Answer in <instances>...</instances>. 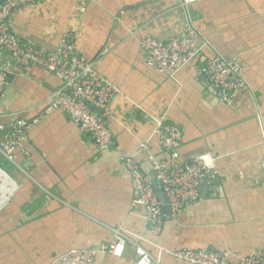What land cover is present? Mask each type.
I'll return each mask as SVG.
<instances>
[{
  "label": "crops",
  "instance_id": "0c3cea01",
  "mask_svg": "<svg viewBox=\"0 0 264 264\" xmlns=\"http://www.w3.org/2000/svg\"><path fill=\"white\" fill-rule=\"evenodd\" d=\"M40 0L15 8L10 31L21 40L53 51L62 34L75 36L76 52L117 93L106 126L115 147L98 151L59 110L43 116L28 132L25 172L3 164L18 185L0 209V264H55L72 249L107 245L111 229L122 227L154 257L170 251L210 249L239 257L264 252V0ZM188 24L208 44L204 55L236 59L250 92L227 107L206 93L192 62L170 79L145 61L141 41L165 42ZM0 63L10 64L5 56ZM0 95V115L31 119L62 83L38 66L18 73ZM181 129L175 162L202 158L218 175L199 187V199L176 218L164 211L160 234L150 232L143 210L131 206L132 188L123 155L143 173L152 171L151 155L172 160L154 133L159 119ZM160 264H188L159 256ZM93 264H135L126 243L121 257L99 255Z\"/></svg>",
  "mask_w": 264,
  "mask_h": 264
},
{
  "label": "built area",
  "instance_id": "2783aa9c",
  "mask_svg": "<svg viewBox=\"0 0 264 264\" xmlns=\"http://www.w3.org/2000/svg\"><path fill=\"white\" fill-rule=\"evenodd\" d=\"M38 1L40 0H3L0 4V57L5 56L10 61L7 65L0 63V94L9 85L7 74L11 73V67L20 73L31 66H38L46 74L57 78L62 87L49 96L42 113L36 117L27 120L16 114L0 115V209L18 190V185L3 164L25 172L18 158H27L24 144L28 132L45 114L54 110L66 114L80 132L88 135L98 151L115 147L106 121L111 116L117 89L98 75L92 63L86 62L76 52L74 34L71 31L64 32L58 46L53 51H48L36 47L30 40H19L10 33L8 18L12 10ZM191 2L192 0H182L183 6ZM86 3L87 0H77L76 11L79 14L85 11ZM207 47L208 44L201 40L191 24L179 36L165 42L151 37L141 41L146 63L170 79H175L183 68L196 61L197 77L206 93L218 99L221 104L232 107L239 94L250 92V87L242 76L241 65L236 59L226 60L217 54L207 58L204 55ZM92 107L96 112L91 110ZM154 133L158 136L161 149L172 160L170 165L151 155L146 144L141 145L140 152L151 162V172L143 173L131 158L122 155L120 159L131 181V206L143 210L150 232L158 235L164 224L163 207H168L171 218L178 217L185 207L199 199L201 183L215 179L218 172L211 162L202 158L186 163L175 162L178 158L177 149L183 139L181 129L175 124L161 118ZM260 167L264 171V155ZM111 231L113 236L109 244L90 249H72L58 256L55 264H93L99 255L121 257L126 243L134 247L135 264H160L161 255L188 264H230L226 253L210 249L170 251L158 248L156 258L136 243L122 227ZM236 264H264V252L239 257Z\"/></svg>",
  "mask_w": 264,
  "mask_h": 264
},
{
  "label": "water",
  "instance_id": "95a60500",
  "mask_svg": "<svg viewBox=\"0 0 264 264\" xmlns=\"http://www.w3.org/2000/svg\"><path fill=\"white\" fill-rule=\"evenodd\" d=\"M2 1H3V0H0V3H1ZM12 77H15V76L12 75V74H10V73L7 74V80H8V82H9L10 84H11V79H12ZM0 95H1V94H0ZM91 110L94 111V112H96V109H95L94 107H92ZM159 197L162 198L161 195H160ZM164 211H167V212L169 213V211H168V207H167V206H164V207H163V212H164Z\"/></svg>",
  "mask_w": 264,
  "mask_h": 264
},
{
  "label": "bare ground",
  "instance_id": "6f19581e",
  "mask_svg": "<svg viewBox=\"0 0 264 264\" xmlns=\"http://www.w3.org/2000/svg\"><path fill=\"white\" fill-rule=\"evenodd\" d=\"M2 2H3V1H2ZM2 2H1V3H2ZM1 3H0V4H1ZM26 6H27V5H26ZM18 7H21V6H18ZM16 8H17V7H16ZM13 10H14V9H13ZM13 10H12V11H13ZM11 13H12V12H11ZM9 31H10V29H9ZM10 33H11V31H10ZM11 34H12V33H11ZM12 35H13V34H12ZM13 36L16 37L15 35H13ZM16 38H17V37H16ZM17 39H19V38H17ZM19 40H21V39H19Z\"/></svg>",
  "mask_w": 264,
  "mask_h": 264
}]
</instances>
